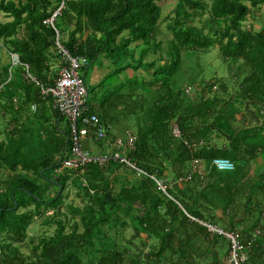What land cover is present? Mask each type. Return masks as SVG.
<instances>
[{"label":"trees","instance_id":"trees-1","mask_svg":"<svg viewBox=\"0 0 264 264\" xmlns=\"http://www.w3.org/2000/svg\"><path fill=\"white\" fill-rule=\"evenodd\" d=\"M160 1L0 0V52L53 85L57 31L86 59L84 80L100 73L86 86L87 115L106 140L130 132L126 158L146 174L114 161L63 167L68 122L22 67L9 79L0 62V264H231L230 241L203 224L252 243L242 264H264V16L259 30L244 26L264 0H177L163 19ZM58 9L54 28L43 24ZM163 23L171 37L158 40ZM212 49L227 78H206L199 60ZM83 149L106 151L92 135ZM215 158L233 171L210 168ZM150 176L167 179L174 200ZM73 189L80 206L66 201ZM41 219L52 232L30 235Z\"/></svg>","mask_w":264,"mask_h":264},{"label":"built area","instance_id":"built-area-1","mask_svg":"<svg viewBox=\"0 0 264 264\" xmlns=\"http://www.w3.org/2000/svg\"><path fill=\"white\" fill-rule=\"evenodd\" d=\"M59 10L55 11L52 16L43 21V24L50 25L54 28V21L59 15ZM55 45L61 56V67L58 70L57 78L53 85L46 86L38 83L29 73L28 67L19 61V57L11 53L9 54V79L11 72L21 66L24 70V79L35 84L40 88L43 98H51L53 107L60 112L66 119L70 130V146L66 148L60 163L68 169H79L86 164H97L100 167L105 166L109 161H114L129 168L137 170L133 163L126 158V153L133 148L135 137L130 132H125L123 136H115L111 140H106L107 129L101 125L96 114H88L85 106L87 99V89L84 82L83 69L87 66L86 59L82 57H72L59 43V33L56 31ZM190 94V89L185 90ZM92 133V134H91ZM171 133L173 137L180 138L181 132L177 126H173ZM93 137L94 141H104L105 153L92 154L91 151L83 149V142L88 136ZM198 161L195 160L191 164L192 173L197 171ZM214 168L218 172H231L234 165L231 161L223 158H215L212 160L210 168ZM138 176L146 175L142 171L137 170ZM191 175V174H190ZM156 187L171 200H174L167 194L168 189L172 185L165 178H155ZM187 179H190L189 176ZM208 231L223 236L230 241L229 262L231 264H242L247 261V250L251 242L246 245L239 242L237 235L233 233H225L219 228L203 224ZM259 232H256L258 235Z\"/></svg>","mask_w":264,"mask_h":264},{"label":"rangeland","instance_id":"rangeland-1","mask_svg":"<svg viewBox=\"0 0 264 264\" xmlns=\"http://www.w3.org/2000/svg\"><path fill=\"white\" fill-rule=\"evenodd\" d=\"M176 3H177V0H161L158 3L160 5L161 9H162V19L164 17H166L167 15L173 13ZM263 16H264V6H261L259 9H256V10L252 11V14L249 16L248 20L244 23V26L245 27H251L254 30H259L261 25H262L261 22H262ZM0 18L2 19L3 17H0ZM203 22H204L205 25H207V23L209 22V19L208 18L204 19ZM161 29L164 32V34L158 35V37H157L158 40H164L165 37L166 38H170L171 37V35L168 32H166V30H165V23H163L161 25ZM211 29H212V27H211ZM63 37H64L63 39H66L67 36H63ZM6 61H7V59H6V56H5L4 52H0L1 65L3 63H6ZM199 61H200V64H201L204 72H206V78H210L209 76L212 73H216V76L218 78H227V76H229V74H230L229 73L230 70H229L228 64L227 63H223V62H221L219 60V58L217 57V52H216L215 49H212L209 52V55H202L200 57ZM91 73H92L91 70H89L88 74L85 77L84 82H85L86 86H88L89 83H90ZM128 73L130 74L131 72H128ZM97 79H99V77ZM193 93L194 92L192 90V94ZM190 94H191V91H190ZM0 111H1V109H0ZM62 127H64L63 124H62ZM0 128H2V120L1 119H0ZM90 145L92 146V149H95V151H97L95 145L92 142L90 143ZM66 201H67V203L73 202V205H76V206H80L81 205L80 199H78L76 197V191L74 189L70 190V192H68V197H67ZM61 212L62 213H67L65 208H62ZM41 222H42V219L39 220L38 222H36L35 227L32 228V230H30V232H29L30 235L40 236L41 232H43V231L44 232L47 231L46 232L47 234H50L52 232V228L53 227L52 228L51 227L50 228L42 227V225H39V223H41ZM132 235H133V231H127L126 232V236L130 237L132 240H134L132 238ZM224 245H226V243H224ZM22 251L26 252L25 249H23Z\"/></svg>","mask_w":264,"mask_h":264},{"label":"crops","instance_id":"crops-1","mask_svg":"<svg viewBox=\"0 0 264 264\" xmlns=\"http://www.w3.org/2000/svg\"><path fill=\"white\" fill-rule=\"evenodd\" d=\"M9 54H11V53H8L7 54V57H6V59H7V61H9ZM15 54V53H14ZM17 55V54H16ZM6 56V55H5ZM18 56V55H17ZM20 61V60H19ZM23 65H25V64H23ZM27 66V65H26ZM19 67H21V66H19ZM28 67V66H27ZM10 68V67H9ZM18 68V67H17ZM100 75V73H98V72H96V71H94L93 73H92V77H91V81L92 82H96L98 79H97V75ZM247 107H249V105L247 106ZM253 111L252 110H249V113H250V115L251 116H253V113H252ZM261 165V162L260 161H257L256 162V164L255 165H252V169H259L260 166Z\"/></svg>","mask_w":264,"mask_h":264},{"label":"water","instance_id":"water-1","mask_svg":"<svg viewBox=\"0 0 264 264\" xmlns=\"http://www.w3.org/2000/svg\"><path fill=\"white\" fill-rule=\"evenodd\" d=\"M66 152V149H65V151H64V153ZM59 163H60V161H59ZM56 179H58V178H56ZM59 187V191H58V195L60 194V192H61V187L60 186H58ZM0 211H1V209H0Z\"/></svg>","mask_w":264,"mask_h":264}]
</instances>
